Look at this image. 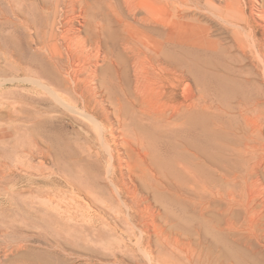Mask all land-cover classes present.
<instances>
[{
	"label": "bare ground",
	"instance_id": "6f19581e",
	"mask_svg": "<svg viewBox=\"0 0 264 264\" xmlns=\"http://www.w3.org/2000/svg\"><path fill=\"white\" fill-rule=\"evenodd\" d=\"M11 10L44 52L24 80L53 102L52 135L35 149L51 164L53 210L64 203V220L82 211L93 224L88 207L106 216L119 203L117 224L193 264L192 244L158 223L157 208L190 202L220 215L214 229L228 247L194 264H264V0H31ZM69 114L89 126L63 125Z\"/></svg>",
	"mask_w": 264,
	"mask_h": 264
},
{
	"label": "rangeland",
	"instance_id": "374dc122",
	"mask_svg": "<svg viewBox=\"0 0 264 264\" xmlns=\"http://www.w3.org/2000/svg\"><path fill=\"white\" fill-rule=\"evenodd\" d=\"M10 1L9 4V0H0V80H6L4 83L0 81V264L191 263L185 257L187 254L173 252L171 246H163L164 244L161 245L155 238L152 239L154 236L142 239L140 230L137 228L134 231L133 226L117 224L116 211L122 208L119 203L114 206L116 211H110L111 213L106 216L101 210L98 211L99 209L92 206L88 207L89 209L86 210L99 217L93 224L83 221L85 212L82 211L74 212L78 215L76 220H64V215L61 217L59 214L60 211L65 212L67 209L64 203L60 209L53 210L55 207L53 200L56 198H51L52 201H50L49 196L53 192L49 193L47 186L43 185L46 184L43 174L49 173L51 164L48 161L42 165L40 158L35 155L38 138L41 137L44 140L52 135L49 121H47L49 113L46 110L53 102L49 96H43L44 94L41 95L43 99H37L35 86L24 80L36 78L35 72L31 69L32 62L44 52L32 40L30 31L20 26V21L11 12L12 8L19 14L22 10H29L31 0ZM122 12L123 17L128 20L130 17L127 10L122 8ZM5 13H10L9 18L15 24H7ZM201 18L203 25H206L210 31L217 29L222 32L221 27L216 23L206 17ZM260 81L263 83L261 86L264 87L263 79L260 78ZM61 122L63 125L69 124L72 130L77 131H81L84 126H89L87 120L73 114L67 115V118L61 119ZM214 173L215 179L220 178L216 176L219 175L216 169ZM218 180L216 181L221 183L222 180ZM35 182L41 185L37 186ZM241 198L245 196L237 199ZM183 202L185 203L184 200ZM190 205V202H186L185 205L178 203L173 208L168 204L169 207L166 210L163 207H157L162 215L158 223L166 225L170 232L177 231L181 235L184 234L182 244L186 246L189 243L192 244L188 246L190 250L188 257L193 264L195 261L197 263L208 260L212 256L217 258L219 253L225 256L228 247L223 242V237L219 236L214 229L220 215L212 210L204 213L199 210L193 211ZM213 212L216 214L214 215ZM120 213L121 210L119 215ZM167 218L168 223H166ZM149 223L151 224L146 226L153 229L149 230L152 233L155 225L151 220ZM120 231L124 233L127 231L129 237L124 238ZM154 239L156 242H153ZM185 240L189 243L184 244ZM198 246L203 248L205 246V248L203 250L200 247V250H197ZM212 247L219 248L220 250L216 249L220 252L217 251V253ZM221 247L224 250H221ZM146 249L147 253H145ZM210 249L213 250L210 251ZM201 253L203 255H200ZM146 255H151V259ZM220 256L219 258L222 257Z\"/></svg>",
	"mask_w": 264,
	"mask_h": 264
}]
</instances>
